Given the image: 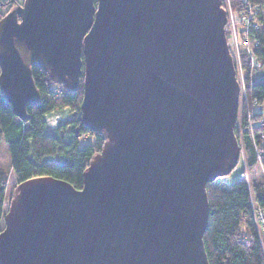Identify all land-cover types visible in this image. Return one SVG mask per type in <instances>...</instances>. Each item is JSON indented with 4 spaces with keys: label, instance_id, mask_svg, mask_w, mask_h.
<instances>
[{
    "label": "water",
    "instance_id": "1",
    "mask_svg": "<svg viewBox=\"0 0 264 264\" xmlns=\"http://www.w3.org/2000/svg\"><path fill=\"white\" fill-rule=\"evenodd\" d=\"M221 0H23L0 18V93L39 102L31 66L103 135L76 189L16 185L0 264H209L207 183L238 162L240 87Z\"/></svg>",
    "mask_w": 264,
    "mask_h": 264
},
{
    "label": "trees",
    "instance_id": "2",
    "mask_svg": "<svg viewBox=\"0 0 264 264\" xmlns=\"http://www.w3.org/2000/svg\"><path fill=\"white\" fill-rule=\"evenodd\" d=\"M7 2L6 6L10 5L8 9L19 5L13 0ZM230 9L238 34L248 42L250 52L249 55L247 49L242 48L240 53L245 92L248 99H256L262 106L261 117L264 120V0H230ZM252 57L258 65L252 63ZM31 71L40 98L36 105L27 107L26 121L13 114L11 106L0 93V140L6 146L10 169L17 184L31 177L51 176L80 189L84 170L104 142L103 135L88 129L80 118L82 78L79 87L70 91L61 84L51 87V79L39 66H31ZM64 107L74 111L72 119L58 125L54 133L49 134L44 116ZM85 136H94L95 143L81 144ZM243 146L251 176L259 177L253 180L252 194L257 204L263 206L264 175L249 130L244 132ZM262 166L264 170V159ZM5 188V173L0 169V223ZM206 189L209 210L203 243L208 263L264 264L262 251L255 239L251 195L243 171L241 177L230 185L222 177L207 183ZM242 231L248 232L246 242L240 237Z\"/></svg>",
    "mask_w": 264,
    "mask_h": 264
},
{
    "label": "built area",
    "instance_id": "3",
    "mask_svg": "<svg viewBox=\"0 0 264 264\" xmlns=\"http://www.w3.org/2000/svg\"><path fill=\"white\" fill-rule=\"evenodd\" d=\"M222 7L227 13V23L225 25V35L227 39V44L229 51H232V58L235 68L236 79L240 87L239 98H238V108H237V117L234 125V134L236 136L237 142L240 144L239 149L241 152V157L244 158L243 166V176L247 178L248 188H250V178L248 175V168L246 166V155L243 146V135L244 132L249 130L250 137L253 141L254 151L259 161V166L263 172L262 161L264 159V120L261 117L263 112L262 106L257 103L256 99L250 100L247 97L244 88V73L241 67V57L240 53L242 48L247 49L249 53L248 42L245 39H241L238 34V28L236 26V21L233 16V13L230 9V0H221ZM231 54V52H230ZM251 57V56H250ZM251 61L254 65H258L251 58ZM247 128V130H246ZM257 130V131H256ZM250 210L251 217L253 222V229L255 233V239L260 246V249L263 254L264 259V205L260 206L254 200V197L250 198ZM241 239L246 242L248 238V232L242 231L240 233Z\"/></svg>",
    "mask_w": 264,
    "mask_h": 264
},
{
    "label": "rangeland",
    "instance_id": "4",
    "mask_svg": "<svg viewBox=\"0 0 264 264\" xmlns=\"http://www.w3.org/2000/svg\"><path fill=\"white\" fill-rule=\"evenodd\" d=\"M7 1H9V0H0V14H2V16H4L8 11H10L12 9V8L8 9L10 5L6 6V5H8ZM13 1H15L16 3H19V4H22V2H23V0H13ZM56 84H58V83L52 81L51 87H56ZM62 86L64 88H66L64 85H62ZM73 115H74V111L68 107H64L62 109L50 112L49 114L45 115L44 120L46 122L48 133L53 134L55 128L58 125L70 121L72 119ZM95 141H96V138L94 136H85L81 139L80 143L81 144H83V143L93 144V143H95ZM243 163H244V158L241 157V152H240L239 159H238V162L235 165V167L230 171V173H228L226 176L223 177V179L227 182L228 185H230L233 181H235L241 177L243 168L245 167V166H243ZM257 167H256V169H257ZM0 169L2 171H4L5 178H6V188H5V193H4V204H3V212H5L8 208L9 202H10V200L14 194L17 183L15 180L14 174L10 169L9 155H8L6 146L2 142V140H0ZM247 172H248V175L250 177V178H248V179H250V182H248V183H250V188H248V189L250 191L251 197H253V194H252L253 180L254 179L258 180L259 177L253 178L251 176L252 175L251 170H248ZM245 180H247V178H245ZM0 227L1 228L3 227V221H1Z\"/></svg>",
    "mask_w": 264,
    "mask_h": 264
},
{
    "label": "bare ground",
    "instance_id": "5",
    "mask_svg": "<svg viewBox=\"0 0 264 264\" xmlns=\"http://www.w3.org/2000/svg\"><path fill=\"white\" fill-rule=\"evenodd\" d=\"M236 121V120H235Z\"/></svg>",
    "mask_w": 264,
    "mask_h": 264
}]
</instances>
